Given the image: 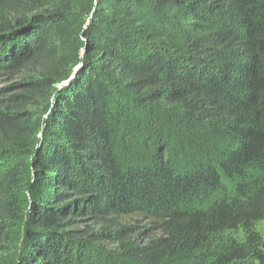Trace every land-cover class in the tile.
<instances>
[{
  "label": "trees",
  "instance_id": "obj_1",
  "mask_svg": "<svg viewBox=\"0 0 264 264\" xmlns=\"http://www.w3.org/2000/svg\"><path fill=\"white\" fill-rule=\"evenodd\" d=\"M0 40L47 105L0 113V264H264V0H0Z\"/></svg>",
  "mask_w": 264,
  "mask_h": 264
},
{
  "label": "rangeland",
  "instance_id": "obj_2",
  "mask_svg": "<svg viewBox=\"0 0 264 264\" xmlns=\"http://www.w3.org/2000/svg\"><path fill=\"white\" fill-rule=\"evenodd\" d=\"M1 41V40H0ZM38 71L33 68H23L20 72H12V71H2L0 73V113L4 111H18L20 114L22 113H30L33 117V121L40 123L44 121L46 103L43 101V95L39 98H35L31 101V104H25L24 107L19 109L18 105L14 103V97L22 96L23 94H27L28 87L27 84L32 82L37 76ZM61 86V85H60ZM139 220V223H136V220ZM124 224L129 225H137L142 228V226H149L150 223L148 221L143 220L138 216H134L131 218H126L123 220ZM83 227V226H81ZM256 229L259 234L264 239V220L256 225ZM160 233H155L152 236H158ZM228 238H234L241 241L243 235L241 232L238 233H230L226 234Z\"/></svg>",
  "mask_w": 264,
  "mask_h": 264
},
{
  "label": "water",
  "instance_id": "obj_3",
  "mask_svg": "<svg viewBox=\"0 0 264 264\" xmlns=\"http://www.w3.org/2000/svg\"><path fill=\"white\" fill-rule=\"evenodd\" d=\"M78 69H79V68L76 67V70H75L74 74L71 76L70 80L75 76V74H76V72L78 71ZM70 80H69V81H70ZM69 81H66V82L62 83L60 87L66 86V85L69 83Z\"/></svg>",
  "mask_w": 264,
  "mask_h": 264
}]
</instances>
